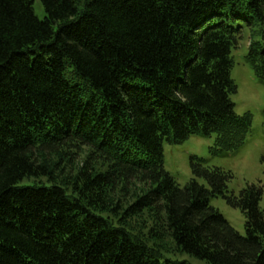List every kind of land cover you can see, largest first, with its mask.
Listing matches in <instances>:
<instances>
[{
	"label": "trees",
	"instance_id": "16d2710c",
	"mask_svg": "<svg viewBox=\"0 0 264 264\" xmlns=\"http://www.w3.org/2000/svg\"><path fill=\"white\" fill-rule=\"evenodd\" d=\"M39 1L43 19L0 0V264H188L161 261L165 239L208 264H264L259 185L228 193L230 172L191 157L180 187L163 166V144L193 135L245 144L231 53L247 33L264 81V0Z\"/></svg>",
	"mask_w": 264,
	"mask_h": 264
},
{
	"label": "rangeland",
	"instance_id": "374dc122",
	"mask_svg": "<svg viewBox=\"0 0 264 264\" xmlns=\"http://www.w3.org/2000/svg\"><path fill=\"white\" fill-rule=\"evenodd\" d=\"M32 8L37 18L43 19L45 17L43 6L39 0H33ZM248 43V34L244 33L238 42L237 48L231 53L233 67L230 71L231 80L236 86V92L230 96L234 104V112L238 116L245 113L251 114V130L245 144L236 152L225 154L212 151V135L209 137L193 135L180 144H163V166L180 187L194 177L190 168L191 157L202 159L204 166L216 167L230 172L232 178L227 183L226 190L228 193L237 195L247 185H259L262 189L259 206L263 211L264 218V81H259L254 76L245 61ZM83 152L80 154L75 153V165H65L64 174L67 172L73 173L77 167L82 166L85 154L88 151ZM51 160L54 161L55 158L52 157ZM63 164L60 163L59 166L61 167ZM196 180L201 185L206 186L202 178ZM209 205L215 208L235 231L242 236L245 235L244 217L239 209L230 207L222 197H211ZM141 219L146 224L143 232H147L151 223L145 218ZM135 222L136 220H133L132 224ZM163 245H165V248H160L163 254L161 261L169 259L172 261H185L188 264H208L205 260L191 254L177 252L167 239L163 240Z\"/></svg>",
	"mask_w": 264,
	"mask_h": 264
}]
</instances>
